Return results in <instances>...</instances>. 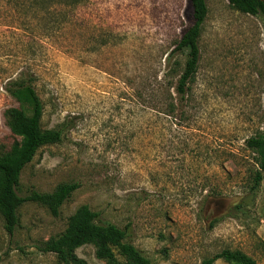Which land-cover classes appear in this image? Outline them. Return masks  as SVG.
Masks as SVG:
<instances>
[{
  "label": "rangeland",
  "instance_id": "obj_1",
  "mask_svg": "<svg viewBox=\"0 0 264 264\" xmlns=\"http://www.w3.org/2000/svg\"><path fill=\"white\" fill-rule=\"evenodd\" d=\"M205 3L197 70L180 92L186 50L174 47L192 24L188 0H0V154L21 139L7 111L30 122L12 94L30 85L41 129L61 140L38 148L17 192L78 185L57 215L22 203L12 234L0 216V264H63L40 247L82 205L127 227L152 264H201L225 249L264 264V172L254 187L246 145L264 126V17ZM74 253L105 264L90 244Z\"/></svg>",
  "mask_w": 264,
  "mask_h": 264
},
{
  "label": "trees",
  "instance_id": "obj_2",
  "mask_svg": "<svg viewBox=\"0 0 264 264\" xmlns=\"http://www.w3.org/2000/svg\"><path fill=\"white\" fill-rule=\"evenodd\" d=\"M191 8L192 24L175 44L174 51H185L184 67L177 82V91L183 92L187 81L191 80L197 70L199 60L198 38L202 23L207 13L205 0H188ZM236 10L264 17V0H228ZM21 104L31 110L30 122L20 121L21 110L9 109L6 113L7 123L12 133L21 139L10 151L0 154V216L4 228L12 234L18 224V208L25 201H32L45 206L52 215H57L61 204L72 194L78 185L74 183L59 184L50 193L32 191L27 196L17 192L19 176L24 166L29 163L38 148L61 140L60 130H42L40 119L42 103L30 85L21 86L14 91ZM248 148L257 154V167L253 174V186L257 187L264 172V126L261 132L246 140ZM128 228H119L110 222L98 220V213L87 205H82L69 218L59 235L49 238L40 247L42 252L53 253L63 264H84L74 253L86 244L95 248V255L105 264H120L117 255L125 264H152L150 260L128 240ZM216 259L235 264H255L254 260L238 250L225 249L201 264H213Z\"/></svg>",
  "mask_w": 264,
  "mask_h": 264
}]
</instances>
